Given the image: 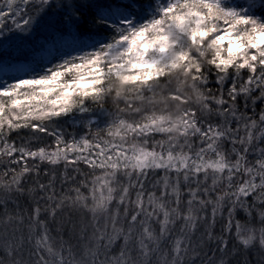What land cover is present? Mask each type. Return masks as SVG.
Here are the masks:
<instances>
[{"label":"snow or ice","instance_id":"snow-or-ice-1","mask_svg":"<svg viewBox=\"0 0 264 264\" xmlns=\"http://www.w3.org/2000/svg\"><path fill=\"white\" fill-rule=\"evenodd\" d=\"M0 264H264V0H0Z\"/></svg>","mask_w":264,"mask_h":264}]
</instances>
